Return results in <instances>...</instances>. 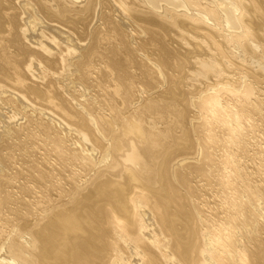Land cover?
Listing matches in <instances>:
<instances>
[{
  "label": "bare ground",
  "instance_id": "1",
  "mask_svg": "<svg viewBox=\"0 0 264 264\" xmlns=\"http://www.w3.org/2000/svg\"><path fill=\"white\" fill-rule=\"evenodd\" d=\"M0 264H264V0H0Z\"/></svg>",
  "mask_w": 264,
  "mask_h": 264
}]
</instances>
